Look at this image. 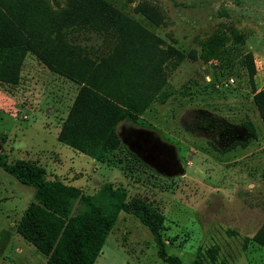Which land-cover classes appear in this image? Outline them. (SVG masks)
Masks as SVG:
<instances>
[{
	"label": "rangeland",
	"instance_id": "1",
	"mask_svg": "<svg viewBox=\"0 0 264 264\" xmlns=\"http://www.w3.org/2000/svg\"><path fill=\"white\" fill-rule=\"evenodd\" d=\"M43 1L63 26L69 62L106 59L124 41L119 25L129 22L183 57L164 63L160 92L135 120L118 123V146L96 163L54 134L79 85L27 53L18 81L0 82V156L29 160L88 194L110 183L130 206L146 203L163 216L166 258L264 264V245L254 239L264 225V125L248 71L252 64L254 87L262 89L264 0H97L103 12L79 16L75 8L88 0ZM64 98L53 117L50 109ZM33 199L31 186L0 167V264H45L47 256L14 227ZM113 211L93 264H172L140 217Z\"/></svg>",
	"mask_w": 264,
	"mask_h": 264
},
{
	"label": "trees",
	"instance_id": "2",
	"mask_svg": "<svg viewBox=\"0 0 264 264\" xmlns=\"http://www.w3.org/2000/svg\"><path fill=\"white\" fill-rule=\"evenodd\" d=\"M85 3L75 8V15L103 12L102 2ZM62 28L58 15L43 0H0V82L15 84L25 55L32 53L50 70L77 83L78 91L57 140L103 163L118 146V123L135 120L149 107L166 83L164 63L172 57L182 59L183 54L173 47L160 48V38L129 22L119 25L124 41L106 59L96 64L73 63L62 56ZM248 71L264 125V87H254L252 64ZM0 167L34 189V200L16 228L47 256L45 264H93L115 223L114 209L140 217L166 258L160 238L162 214L142 201L130 206L121 189L100 183L95 193L88 194L60 178H49L43 167L25 159L8 162L0 156ZM254 239L264 245V225ZM169 262L181 264L176 257Z\"/></svg>",
	"mask_w": 264,
	"mask_h": 264
},
{
	"label": "crops",
	"instance_id": "3",
	"mask_svg": "<svg viewBox=\"0 0 264 264\" xmlns=\"http://www.w3.org/2000/svg\"><path fill=\"white\" fill-rule=\"evenodd\" d=\"M68 83H72V82H68ZM73 84V83H72ZM74 97H75V95H74ZM74 97L73 98H71V100L69 101V104H68V106H67V110H66V113H65V116H64V118L66 117V115H67V112H68V110H69V107L71 106V104H72V102H73V99H74ZM65 101H66V99L64 98L63 99V101L62 102H59V101H57V102H55V105L50 109V111H51V113L53 114L52 116L53 117H56L55 115H57L58 114V110L61 108V105L63 104V103H65ZM63 118V119H64ZM62 122H63V120H61V122L60 123H58V125L57 126H55L54 127V134H55V136H56V138H57V135H58V132H59V130H60V127H61V124H62ZM68 147V146H67ZM70 148V147H69ZM72 149V148H71ZM74 150V149H73ZM75 151H77V150H75ZM77 152H79V151H77ZM81 153V152H80ZM84 154V153H83ZM86 155V154H85ZM88 156V155H87ZM90 157V156H89ZM93 159V158H92ZM94 160V159H93ZM95 161V160H94ZM96 162V161H95ZM97 163V162H96ZM49 178H51V177H49ZM66 183V182H65ZM69 184V183H68ZM72 185V184H71ZM78 187V186H77ZM81 188V187H80ZM34 200V199H33ZM32 202V201H31ZM15 227V231H16V233H18L17 232V228H16V226H14ZM19 234V233H18ZM20 235V234H19ZM21 236V235H20ZM22 237V236H21ZM23 238V237H22ZM24 239V238H23ZM29 245H31L26 239H24ZM33 246V245H32ZM34 247V246H33ZM35 248V247H34ZM36 249V248H35ZM37 250V249H36ZM38 251V250H37ZM39 252V251H38ZM41 254V253H40Z\"/></svg>",
	"mask_w": 264,
	"mask_h": 264
},
{
	"label": "flooded vegetation",
	"instance_id": "4",
	"mask_svg": "<svg viewBox=\"0 0 264 264\" xmlns=\"http://www.w3.org/2000/svg\"><path fill=\"white\" fill-rule=\"evenodd\" d=\"M131 139H132V138H131ZM134 140H136V139H134ZM134 140H133V141H134ZM133 145H135V146L137 145L135 141H134ZM137 147H139V146H137ZM139 148H140V147H139Z\"/></svg>",
	"mask_w": 264,
	"mask_h": 264
}]
</instances>
